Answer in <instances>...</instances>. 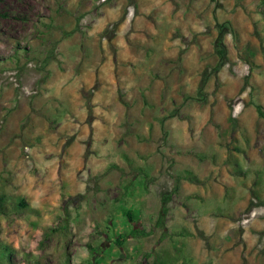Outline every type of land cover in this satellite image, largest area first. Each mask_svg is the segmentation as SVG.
Returning <instances> with one entry per match:
<instances>
[{"label":"rangeland","instance_id":"obj_1","mask_svg":"<svg viewBox=\"0 0 264 264\" xmlns=\"http://www.w3.org/2000/svg\"><path fill=\"white\" fill-rule=\"evenodd\" d=\"M0 196V264H264V0H0Z\"/></svg>","mask_w":264,"mask_h":264},{"label":"trees","instance_id":"obj_2","mask_svg":"<svg viewBox=\"0 0 264 264\" xmlns=\"http://www.w3.org/2000/svg\"><path fill=\"white\" fill-rule=\"evenodd\" d=\"M229 31L230 34H235V31L231 29V27L227 24H222L219 25V32H218V37L216 38L215 42H214V49H215V53L218 57L219 60V64L216 67L217 69L220 67V65L224 62L225 60V55H226V47L223 41V35ZM249 64V62H248ZM196 100L199 102H204L205 101V96L203 94L202 88H200V90L198 91ZM257 112L259 115H261L260 112V108L257 106ZM229 122V130H228V136L233 137L235 131H236V121L233 117L229 116L228 120ZM226 146H228L230 149H234L237 150L234 146H230L229 143H225ZM177 181L179 182L180 180H184L190 184H194V185H200L203 186L206 184V182L208 181V177H204V178H198L196 175H194L193 173L189 172V171H185L182 174L177 176ZM177 186L174 187L173 191L165 194L161 197V207L159 209V212L157 214L156 220H155V227L160 228L163 227L165 225L166 222V217L168 214V207L167 204L170 202L172 196L177 194ZM5 197L0 196V214H3L5 212ZM28 207V204L26 202V200L24 198H20L18 199L15 203H14V208H16L17 210H21V209H25ZM123 216L126 220L127 225L130 227L128 234H127V238H133V239H141V238H146L148 236H150L151 232L150 231H146L145 229L141 228L140 226H138L137 221L135 220V216H133V213L130 210H124L123 211ZM111 230V228H109ZM180 236H188V237H193L194 235L192 233H189L187 231H183L181 233H179ZM202 236V235H200ZM124 238V237H123ZM120 236H117L115 239V245L119 246L120 248H122V243L125 241V238L123 239ZM164 238V235H163ZM152 257L151 253H144L143 255V260L145 262V264H149L148 263V259ZM186 261L185 259L181 261L180 264H185ZM151 264H173L169 261L168 262H164V261H160V260H154ZM210 264V263H207Z\"/></svg>","mask_w":264,"mask_h":264}]
</instances>
